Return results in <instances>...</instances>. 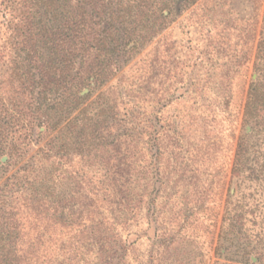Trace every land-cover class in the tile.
<instances>
[{
  "label": "trees",
  "instance_id": "trees-1",
  "mask_svg": "<svg viewBox=\"0 0 264 264\" xmlns=\"http://www.w3.org/2000/svg\"><path fill=\"white\" fill-rule=\"evenodd\" d=\"M171 2L0 0V264H125L141 132L134 115L119 117L134 97L112 81L167 26ZM254 73L231 178L263 189L264 34ZM243 199L230 233L253 211Z\"/></svg>",
  "mask_w": 264,
  "mask_h": 264
},
{
  "label": "rangeland",
  "instance_id": "rangeland-1",
  "mask_svg": "<svg viewBox=\"0 0 264 264\" xmlns=\"http://www.w3.org/2000/svg\"><path fill=\"white\" fill-rule=\"evenodd\" d=\"M169 8L167 26L112 81L134 97L119 103V117L134 115L141 132L140 212L121 233L125 264L256 262L264 248V188L235 183L231 168L239 139L250 132L243 110L256 78L264 0H172ZM242 196L253 211L230 233Z\"/></svg>",
  "mask_w": 264,
  "mask_h": 264
},
{
  "label": "water",
  "instance_id": "water-1",
  "mask_svg": "<svg viewBox=\"0 0 264 264\" xmlns=\"http://www.w3.org/2000/svg\"><path fill=\"white\" fill-rule=\"evenodd\" d=\"M254 78H255V75H254ZM87 91H88V90L85 89L82 93L87 92ZM5 159H6V157H3V158H2V161H5Z\"/></svg>",
  "mask_w": 264,
  "mask_h": 264
}]
</instances>
